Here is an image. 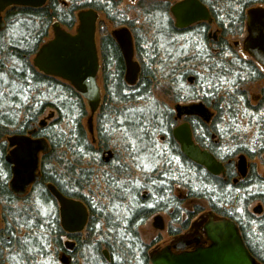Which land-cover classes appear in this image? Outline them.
I'll list each match as a JSON object with an SVG mask.
<instances>
[{
	"label": "flooded vegetation",
	"instance_id": "obj_1",
	"mask_svg": "<svg viewBox=\"0 0 264 264\" xmlns=\"http://www.w3.org/2000/svg\"><path fill=\"white\" fill-rule=\"evenodd\" d=\"M120 1L122 0H107L109 5L115 6L112 15H118L117 19L112 18L109 13L95 9L99 13L98 29L104 14V20L107 18L108 25L112 26L110 34L108 33L109 37L115 42L102 41L105 34H102L100 29L97 30V43L102 56L99 70L101 87L104 72L103 44L107 48L108 61L112 64L111 74H116L114 73L117 63L115 55H118L119 62L123 63V76L126 81L128 66L114 31L127 28L133 40V60L140 67L134 87L141 81L144 71L148 70L149 75L146 78L151 82L154 68L165 70L169 84L168 95L173 102L168 108L176 114L173 136L176 127L188 125L194 144L201 152L212 156L219 166L214 173L204 164L190 159L175 137L174 142L173 139L164 135L158 139L150 138L154 140L153 142L146 139L143 141L145 145L143 150L138 149L139 146L135 150L129 145L128 151L132 152L130 154L132 159H142L143 156L149 155L148 157L156 161L153 162L152 168L148 169L149 176L146 180L151 191H161L157 195L152 192L151 198L149 193L142 195L147 203L198 204L194 205L193 209L187 210V206L185 207L183 221L192 219L190 226L183 229L180 233L182 235L178 237L172 235L170 228L173 210L154 213L151 216H154V224L166 231L167 238L158 240L160 242L165 240L160 243L161 246L150 245L151 251L160 250L184 236L200 235L202 244L208 245L204 226L210 221V213H214L216 218H227L238 224L248 249L261 264H264V57L257 58L252 55V52H259L264 21L256 20L251 30L248 24V11L256 7H264V4L256 3L246 8L245 18L240 19L236 16H215L211 6L214 4L212 0H206L207 2L198 0L208 8L210 18L195 21L193 19L191 23H187L189 17L179 22L174 12L175 6L184 0H175L168 9H165L170 15L169 19H172L164 25L168 28L164 34L165 39L162 38L161 41L160 38L155 37L148 43L140 35L136 37V24L128 18L127 11L119 7ZM23 8L26 7H8L3 12L0 31H6L8 26H11L7 14L12 11H22ZM222 20L225 21L224 24L219 23ZM12 29L7 30V34H10ZM66 30L69 31L67 28ZM141 30L144 32V28L141 27ZM113 46L114 48L109 49ZM206 69L214 74V81H210L212 77L210 73H205ZM102 89L104 90V85ZM143 106L149 107V105ZM53 110L48 117L55 116L56 111ZM40 123L45 122L42 120ZM17 134L30 136L34 140L45 139L38 135V129ZM9 136L11 135L7 138ZM35 146L34 144L32 152L26 149L16 151L19 157L27 161L38 158L36 178L29 184L28 174L32 169L25 168L18 176H14L13 165L7 160L10 154L9 143H7L6 161L10 171L8 173L7 169L0 166V207L3 208V203H46L41 198L42 166L49 145L38 152L34 151ZM177 146L181 151L179 155L175 151ZM106 153L109 155L105 156ZM114 155L115 152L112 149L102 150V157L106 161ZM165 158L170 162L173 161V168L170 162V165L167 164L165 167L159 166L158 162ZM173 174L176 176L172 177ZM155 182L160 185L159 189H156ZM49 183L45 184L47 188ZM177 188L181 189L179 198L175 194L179 191L176 190ZM10 196H13L15 200L10 199ZM29 197H36V199L29 200ZM7 206L4 205L5 208ZM165 215L169 218L168 225L159 223L160 220L165 219ZM4 217L7 221V216ZM73 249L74 246L70 248L71 251ZM66 252L63 254L71 259L68 263L71 264L73 258ZM82 259L84 258H79L76 264H88L85 260L82 262Z\"/></svg>",
	"mask_w": 264,
	"mask_h": 264
},
{
	"label": "trees",
	"instance_id": "obj_2",
	"mask_svg": "<svg viewBox=\"0 0 264 264\" xmlns=\"http://www.w3.org/2000/svg\"><path fill=\"white\" fill-rule=\"evenodd\" d=\"M212 1L214 4L211 6L215 16H236L240 19L245 18L246 8L256 3L264 4V0ZM66 2L71 6L68 10L60 8L61 0H48L43 8L32 9L28 7L23 8L22 11H12L7 14L8 22L11 24L7 30L13 28L11 33L7 34V30L0 31V55L3 57L0 58V73L11 72L16 78L13 81L15 85L13 92L18 95H26L30 99L29 104H23L18 101V97H11L8 99L10 106L0 109V166L7 169L9 173L10 166L6 161L8 135L23 134L26 131L38 129V135L46 138L50 143L43 158L42 166L41 198L46 203H31L28 206V203H25V208L21 211L19 209L18 213H14L16 211H13V203H8L10 205L7 207L10 210L6 216L9 222L3 231V235L0 234V244L12 250L19 264H62L60 257L66 251L73 258L71 264H76L79 258H85L88 264L97 262V260L102 261L99 264H151L150 245L142 240L140 226L156 212L173 210L170 228L172 235L178 237L182 235L180 233L183 229L190 226L192 218L186 222L183 221V213L186 211L181 207V203H147V200L140 195L143 186H140V189L138 186L137 191H135L133 185H127V188H131L130 190L137 193V196L134 197L137 203H122L123 207L120 205L119 208V203H103V200H100V203H94L93 200L92 203L86 195V190L90 191V186L93 185L94 180L104 178L106 173L100 174L89 165L93 164L92 160L101 166L110 163V160L106 161L102 157V150L110 147V142L116 132L127 137L129 129H132L134 130L133 134L139 136V141L146 138L153 142L154 140H150V138L158 139L164 135L173 139L174 142L173 127L176 114L169 108L130 113L129 107H132V104L139 102L141 98L149 97L152 92L150 81L146 78L149 72L148 70L143 72L141 81L136 87L128 85L124 80L123 63L119 62L120 57L118 55H115L117 63L114 73L116 74H111L112 64L108 61L107 48L103 44L104 72L102 85H104V97L99 110V131L96 143L89 138V131L82 120L88 114L89 105L86 100L69 83L40 74L34 66L33 55L46 41L53 20H59L63 25L71 27L75 22V13L86 8L109 13L115 19L118 18V15H112L115 6L109 5L107 0H68ZM219 23L224 24L225 21L222 20ZM29 24L30 27H27L26 31H21ZM17 25L21 29L15 31L16 28L14 29V27ZM40 29L41 31H39ZM102 34L105 33L102 32ZM105 35L102 41H112L109 34L108 36ZM111 48L114 46L109 49ZM10 57L14 59L15 63ZM205 73L209 74L210 70L206 69ZM210 75L212 77L210 81H214V74L210 73ZM167 86L169 87V84ZM57 89L60 90V95L56 92ZM5 94V92L0 94V105ZM50 95L59 97L56 99L58 104L57 101H53ZM72 101L75 102V109L70 107ZM53 102H55V110L59 118L55 119L54 122L52 121L47 126L48 128L40 122L34 126V122L36 123L38 117L44 113L47 105ZM76 111L79 112L78 117ZM13 114L17 116L16 121L18 123L14 122L15 116L13 117ZM64 123L68 126L63 125ZM55 130L59 131L56 132ZM175 151L178 155L181 154L178 146ZM54 155L55 157H53ZM169 162L165 158L158 164L165 167ZM170 164L173 168V161ZM106 176L109 178L110 185L114 187L113 195L110 194L109 198L116 200L120 197L125 200L123 194L127 193L125 192L127 188H124L126 183L118 182L117 178L119 177L117 175L109 174ZM175 176V174L172 175V177ZM46 182L55 184L64 195L80 198L85 202L90 210V216L83 231L68 233L63 229L60 222L59 204L46 187ZM155 186L156 189L160 188L156 182ZM160 191H155L154 195ZM9 192L11 193V191ZM93 196L95 195L93 194ZM129 196L131 195H128L126 199ZM9 198L15 200L13 196ZM33 198L36 199V197H29L28 199L32 200ZM52 205L55 206L54 209ZM120 211L121 215H119ZM175 223L179 224L178 228L173 227ZM7 235L8 240H6ZM25 235L27 240H24ZM65 238L66 240H64ZM72 246L74 249L71 251ZM87 248L91 254L90 261L84 252ZM105 249L109 252V260L103 252ZM1 250L0 248V258L3 257ZM48 254L52 258L48 259ZM53 256L56 257L53 259ZM7 262L13 264L8 257H5L2 263L7 264Z\"/></svg>",
	"mask_w": 264,
	"mask_h": 264
},
{
	"label": "water",
	"instance_id": "obj_3",
	"mask_svg": "<svg viewBox=\"0 0 264 264\" xmlns=\"http://www.w3.org/2000/svg\"><path fill=\"white\" fill-rule=\"evenodd\" d=\"M48 0H0V22L3 12L9 5H28L42 7ZM179 22L185 17L191 20L208 19L210 13L208 8L198 0H184L174 8ZM182 13V14H181ZM186 14V16H184ZM248 24L250 30L256 20L264 21V7L252 8L248 11ZM78 27L76 32L67 31L60 22L53 27L54 38L45 42L33 58L34 65L48 75L58 77L69 82L80 95L86 99L90 116L88 117V129L94 136L93 120L94 115L100 107L102 100L101 88L99 85L100 58L99 48L96 39L99 13L94 9H82L78 12ZM193 22V21H192ZM264 25V24H263ZM114 35L119 41L128 66L126 81L130 85L137 82L140 67L133 60V40L130 31L117 29ZM259 52L252 55L264 57V29L260 37ZM175 139L182 145L184 153L192 160L202 163L210 171L216 172L218 164L216 160L199 150L192 140L191 129L188 125H181L174 129ZM10 147H15L7 156L8 162L13 165V174L18 176L23 169L32 171L28 174L29 184L36 178L38 169V158L27 161L19 157L17 150L26 149L32 152L33 143H36L35 152L46 149L47 141L32 139L29 136L16 135L9 139ZM244 173V172H243ZM48 188L58 200L60 205L61 225L65 231L80 232L84 230L89 213L86 205L76 199L66 197L54 184ZM208 245H203L202 236H184L174 243L150 253L151 264H261L248 249L238 224L227 218H216L210 213V221L204 226ZM193 247V249H191ZM109 258V253L104 250ZM66 254L61 256V261L68 264Z\"/></svg>",
	"mask_w": 264,
	"mask_h": 264
},
{
	"label": "rangeland",
	"instance_id": "obj_4",
	"mask_svg": "<svg viewBox=\"0 0 264 264\" xmlns=\"http://www.w3.org/2000/svg\"><path fill=\"white\" fill-rule=\"evenodd\" d=\"M68 1V0H66ZM65 0H61V6L60 8L63 10L64 8L66 10H68L71 6L66 2ZM173 1L175 0H122L119 2L120 4V8L123 7L124 10H126L128 18L133 20L132 23L136 24V27H138L136 29L135 27V31H136V37L140 35L141 38L145 39L146 42L150 43L153 38L158 37L161 39L162 38L165 39L164 34L166 33L167 29L166 27H164V25H167L169 21H172V19H169V14L168 11L165 9H168V7L173 3ZM148 8V9H146ZM151 9H153V11H150ZM148 10V11H147ZM78 12L77 11L75 13V22H73V24L71 25V27L69 25H63L65 27V29H69L70 32H75V29L78 27V23L79 21L77 20L78 18ZM153 12V13H152ZM148 13L150 15H148ZM152 13V14H151ZM101 15V14H100ZM104 14H102V19L100 20L99 24H100V31L101 33H105V34H110L111 28L112 26L108 25V20L106 18V20H104ZM57 22V20H53L51 25H50V29H49V35L46 39V41L50 40L52 37H54V31H53V27L54 24ZM103 25V26H102ZM27 27L29 26H25L24 28L21 29V27H19V25H17L16 27H14L15 31L16 30H20L21 31H26ZM141 27L144 28V32H142ZM157 27H159V30H157ZM98 27L97 30L99 31ZM165 30V32H164ZM146 31V32H145ZM98 34V33H97ZM96 34V39L98 40V36ZM139 39V38H138ZM141 40V39H140ZM148 46V44L146 45V47ZM100 50V49H99ZM103 50V48H102ZM148 51V48H147ZM37 53V52H36ZM35 57V55H33V58ZM0 58H3L0 55ZM99 58H100V64H101V52L99 53ZM11 60L14 59L12 57H10ZM140 59V58H139ZM15 63V62H14ZM14 63H12L14 65ZM11 64V65H12ZM35 66V65H34ZM101 66V65H100ZM35 68L37 69V67L35 66ZM38 70V69H37ZM39 72V70H38ZM50 77H54L57 78L55 76H50ZM16 78H14V76L11 74V72H2L0 73V94H3V92H5V96L1 101V105H0V109L1 108H6L7 106H10L8 99H10L11 97H18V101L23 103V104H29V97H27L26 95H18L16 94V92H13V88H14V83L13 81H15ZM67 82V81H66ZM69 83V82H67ZM151 88H152V92L149 95V97H144L141 98V100L139 102H136L135 104H132V107H129L130 109V113H133L135 111H142V112H146V111H154V110H158L159 109H166L169 107V105H171L172 102V98L170 97V95H168L167 91H168V84H167V78H166V74H165V70L161 69H155L154 68V76L152 77V81L150 82ZM36 86V85H33ZM72 86V85H71ZM37 87V86H36ZM56 92L60 95V90L57 89ZM7 95H9V97H7ZM42 97H44L42 95ZM50 97L53 99V101H57L56 99H59V97H56L54 95H50ZM1 99V96H0ZM17 102V101H16ZM55 102H53L52 104L47 105V108L45 109L44 113L41 114L38 119L37 122H34V126H36L37 124H39V122H41L42 120H44V126L47 127L50 123H52V121L54 122L55 119L59 118L58 114L55 113V116H49L50 113H53V109H55ZM5 103V104H3ZM58 104V101L56 102ZM71 108L75 109V102H71ZM136 105V106H135ZM143 105H149V107H145ZM20 106V105H18ZM75 106V107H74ZM15 108V105H14ZM74 115V114H73ZM15 116V114H13V117ZM58 116V117H57ZM76 116H79V112L76 111ZM90 116V108H88V114L85 115L83 117V122L88 129V117ZM12 117V116H11ZM16 117L14 118V122L18 123V121H16ZM98 117H99V112H96L94 115V120H93V129H94V136L97 137L98 135V128H99V124H98ZM11 119V118H10ZM20 119V118H19ZM123 120H121V123ZM63 125H67L66 123H64ZM134 125V124H133ZM48 128V127H47ZM129 129V134L127 135V137H123L122 133L116 132V134H114V137L112 138L111 142H110V147L109 149H112L115 152L114 157L110 158V163H108L106 166H101V165H97L98 163L94 160L93 164H90L89 166H92L93 169L97 172H99L100 174L106 173L104 178H100V179H95L93 182V185L90 186V191L86 190V195L90 198V200L93 203H98L100 200H103V203H119L118 204V208L123 207L122 203H137L135 200V196H137V193H134L132 190H130L129 188H127V185H133L135 191H137V187L139 186H143V189L141 188L140 190V195H147L149 193V197L151 198L152 192L153 194L155 193L154 191H151V189L147 186V178H148V169L152 168V166L154 165V162L152 158L148 157L149 155L143 156L144 158L140 159V158H136V159H132L131 158V153L130 151H128V147L129 145H131L132 147H134L135 150L141 149L143 150L144 148V143L143 141H145V139L143 138L141 141H139V136L138 135H134V130ZM56 132L59 130H55ZM90 135L89 138L91 140L92 139V134L89 132ZM6 139V138H5ZM97 140V138H96ZM8 141V138H7ZM130 141V143H128ZM9 143V141H8ZM140 143V144H139ZM10 144V143H9ZM139 144V145H138ZM99 148V147H98ZM9 149L11 152L12 150H15V147H10ZM60 150L58 149V152ZM56 152V153H58ZM109 155L108 153L105 154V156ZM58 156V155H56ZM55 157V155L53 156ZM135 158V157H134ZM154 162V163H153ZM96 163V164H95ZM121 171V172H120ZM109 174H114L117 175L119 178H117L118 182H122V183H126V186L124 188H127L125 190V192L123 195L125 196V200L120 197H118V199L116 200H112V198H109L110 194H112V191L114 190V187H112L110 185L109 182V178H107L106 175ZM113 184H115V182H113ZM147 186V188H146ZM175 189V188H174ZM146 190V191H145ZM147 190L149 192H147ZM175 194L177 195V197L179 198L180 194H181V189L177 188ZM93 194L95 196H93ZM113 195V194H112ZM111 195V197H112ZM128 195H131L128 197V199H126V197ZM100 203V202H99ZM31 203H28V205H30ZM204 204V203H201ZM3 208L2 206L0 207L1 209V214H0V234L1 236L3 235V231L4 229L7 227L6 224L8 225V219L6 221V218L4 216L7 215L8 210H10V208H5L4 205H9L8 203H3ZM12 205H14L13 207V211H16L14 213H18V210L20 209H24L25 208V203H13ZM194 205H198L197 203H181V207L185 209V207L187 206V210L188 209H193ZM204 206H206L204 204ZM53 209L55 208L54 205H52ZM161 212H157V214H159ZM119 215H121V211L119 213ZM165 219L160 220V224L162 223V225H168L169 222V218H167V216H164ZM183 219H185V216L183 217ZM179 224H173L174 228H178ZM140 230V234H141V238L142 240L146 243L149 244L153 247L156 246V244L159 246L160 241H158L159 239L163 238H167L166 236V231L162 230V227H160L159 225H155L154 224V216L151 217L150 219H148L144 224H142L139 228ZM6 240H8V235L6 236ZM24 240H27V236H24ZM66 240V238L64 239ZM158 241V242H157ZM7 242V241H6ZM2 245V246H1ZM0 248L2 249L1 251L3 254V257L0 258V264H3V259H5V257H8V259L13 262V264H19L18 259L15 255H13L12 250H10L8 247H3V244H0ZM91 251V249H90ZM85 254H87V259H89L90 261V257L91 254L89 252V249H85ZM11 256V257H10ZM56 256H53V259ZM52 257H50V255L48 254V259H50ZM85 260L82 259V262ZM97 260V258H96ZM86 261V260H85ZM10 263V262H9ZM7 262V264H9ZM101 263V261H94L91 262L90 264H99Z\"/></svg>",
	"mask_w": 264,
	"mask_h": 264
},
{
	"label": "bare ground",
	"instance_id": "obj_5",
	"mask_svg": "<svg viewBox=\"0 0 264 264\" xmlns=\"http://www.w3.org/2000/svg\"><path fill=\"white\" fill-rule=\"evenodd\" d=\"M16 6H22V5L12 4V5H9L8 7L12 8V7H16ZM44 6H45V5H44ZM23 7L28 8V7H32V6L23 5ZM42 7H43V6H42ZM77 20H78V18H77ZM52 38H54V37H52ZM52 38H51V39H52ZM127 70H128V67H127ZM34 144L37 145L36 143H33L32 146H33ZM35 147H36V146H35Z\"/></svg>",
	"mask_w": 264,
	"mask_h": 264
}]
</instances>
